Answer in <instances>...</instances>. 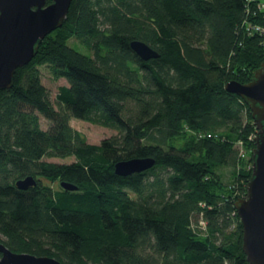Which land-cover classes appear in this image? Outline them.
I'll return each instance as SVG.
<instances>
[{
    "label": "trees",
    "instance_id": "16d2710c",
    "mask_svg": "<svg viewBox=\"0 0 264 264\" xmlns=\"http://www.w3.org/2000/svg\"><path fill=\"white\" fill-rule=\"evenodd\" d=\"M262 2L73 0L0 91V241L62 264H249L235 205L247 196L257 128L226 85L249 83L264 62V32L253 30L264 28ZM134 41L160 56L142 60ZM41 67L68 82L56 104ZM73 119L119 134L90 144ZM135 158L156 165L116 174ZM28 177L37 185L20 189Z\"/></svg>",
    "mask_w": 264,
    "mask_h": 264
},
{
    "label": "water",
    "instance_id": "95a60500",
    "mask_svg": "<svg viewBox=\"0 0 264 264\" xmlns=\"http://www.w3.org/2000/svg\"><path fill=\"white\" fill-rule=\"evenodd\" d=\"M50 2V3H49ZM73 0H0V91L9 90L16 72L30 64L42 41L61 28ZM133 51L144 61L158 58L156 50L142 41L131 43ZM226 90L237 94L250 106L257 128L253 151L252 178L247 196L235 207L243 226V250L249 264H264V62L246 84L227 83ZM153 158H135L116 164L115 172L129 176L152 169ZM37 185L34 177L17 183L22 190ZM65 190L78 187L63 182ZM0 264H62L55 258L12 252L0 241Z\"/></svg>",
    "mask_w": 264,
    "mask_h": 264
},
{
    "label": "rangeland",
    "instance_id": "374dc122",
    "mask_svg": "<svg viewBox=\"0 0 264 264\" xmlns=\"http://www.w3.org/2000/svg\"><path fill=\"white\" fill-rule=\"evenodd\" d=\"M72 44L75 43V41L71 42ZM41 73H42V80L43 84L47 87L51 94V100L53 101L54 104H56V96L58 93V88L61 86H66L68 85V82L66 79L62 78L59 80H54L52 74L46 67H41ZM40 120H41V126L43 129H48L50 126V122L46 120L43 116L40 115ZM72 127L84 134L87 138L88 143L90 144H95L99 145L101 142L105 139L114 137L118 135V130L105 127L102 125H98L95 123H91L88 121H83V120H78V119H73L71 121ZM253 159V156H252ZM46 161L48 162H53V163H58V164H72L75 162L74 157L66 158V159H60V158H47ZM220 173L222 175V178L225 183H231L233 180V171L230 168H222L220 170ZM47 184H52L50 181H45ZM55 188L59 187V184H53ZM203 229V228H202ZM204 230V229H203Z\"/></svg>",
    "mask_w": 264,
    "mask_h": 264
},
{
    "label": "built area",
    "instance_id": "2783aa9c",
    "mask_svg": "<svg viewBox=\"0 0 264 264\" xmlns=\"http://www.w3.org/2000/svg\"><path fill=\"white\" fill-rule=\"evenodd\" d=\"M259 8L261 10H264V2H262L260 5H259ZM253 30H256V31H259V32H264V28H261V27H254ZM257 136V135H256ZM255 136V138H256Z\"/></svg>",
    "mask_w": 264,
    "mask_h": 264
}]
</instances>
